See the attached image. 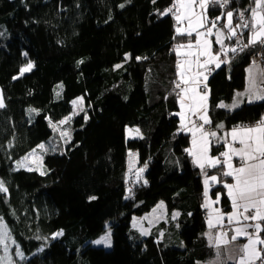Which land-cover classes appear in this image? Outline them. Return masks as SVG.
I'll return each mask as SVG.
<instances>
[{
    "label": "trees",
    "instance_id": "1",
    "mask_svg": "<svg viewBox=\"0 0 264 264\" xmlns=\"http://www.w3.org/2000/svg\"><path fill=\"white\" fill-rule=\"evenodd\" d=\"M173 4L0 0V181L7 188L0 192V218L10 233L13 264H197L214 258L205 237L202 175H217L220 182L212 185L210 196L220 195L218 205L226 213L231 203L223 183L232 179L221 176L222 165L200 171L186 151L190 135L179 127V98L172 87L178 81L175 48L194 36H178L173 16L160 14ZM252 6V0H231L227 10L234 13L233 23ZM224 11L210 5L209 20ZM237 32L246 42L248 29ZM235 40L225 44L236 46ZM258 51L259 44L228 52V62L210 75V128L249 126L264 116V101L233 111L218 106L244 89L245 69ZM29 61L34 67L20 75ZM256 65L264 75V57ZM77 97L84 110L72 120L70 140L63 143L51 126L72 112ZM127 127L137 128L139 136L127 139ZM44 143L49 147L43 175L17 169V162ZM129 151L137 153V168L148 173L126 185ZM223 151L222 144L211 143L212 156L222 160ZM159 202L170 215L179 213L170 224L177 226L181 248L166 244V234L160 236L165 223L138 242L129 239L132 218ZM107 224L111 249L93 246L91 240ZM17 245L23 259L15 255ZM4 254L0 245V257Z\"/></svg>",
    "mask_w": 264,
    "mask_h": 264
},
{
    "label": "snow or ice",
    "instance_id": "2",
    "mask_svg": "<svg viewBox=\"0 0 264 264\" xmlns=\"http://www.w3.org/2000/svg\"><path fill=\"white\" fill-rule=\"evenodd\" d=\"M231 0H174L172 7L167 8L161 15L171 14L176 22V34L178 36L193 37L194 42L189 41L187 44L180 43L176 48V55L186 57L184 60L177 62V77L178 81L174 82L175 88L180 89L177 93L181 112L180 127L181 130H188L192 134V149H186L189 155L193 156V164L199 167L204 172L206 167L215 168L222 165L221 176L231 177L233 182H224L223 187L227 190V195L231 200L232 212L227 215V225L223 223L225 215L220 213L219 209H212L209 212L208 228L210 230V239L212 246L217 250L216 260L213 264H226V261L221 259V249L229 252V259H233L235 264H264V238H261L260 233L264 231L261 221H264V116L252 126H238L233 128L226 135L231 137V143L224 141L227 151L221 153L223 161L219 158L210 157L209 147L212 139H219L216 131L206 130L204 125L210 124L211 121L206 115L208 93L201 88V77L204 81L208 79L206 73L212 71L210 65H215L216 68L221 66V63H227V53H237L238 49L243 50L252 47L256 44L264 46V0H252L253 6L239 12L240 22L233 23L234 13L228 9ZM210 5L218 6L225 9L220 16L215 20H209L207 9ZM123 7V5H121ZM199 10V11H197ZM250 13L246 16L245 13ZM222 18H226V22L218 23ZM187 22L186 27H182L184 22ZM215 29V31H214ZM238 29H248V34L238 33ZM226 30V31H225ZM215 37L212 41L209 37ZM236 37V46H228L225 40H232ZM213 44L219 45V50L213 49ZM183 50V51H182ZM222 57H225L222 59ZM203 58V59H202ZM127 59V57H126ZM139 59V58H138ZM79 63H82L80 61ZM34 67L29 61L26 66L21 67L19 72L23 75L29 72ZM120 67V65H117ZM195 67L196 71H193ZM250 85L245 94H238V97L233 100L231 105L220 104L219 107H225L229 110L239 106V96L247 95L248 102L252 103L256 100L264 101V89L257 88L255 78L251 76ZM18 77H14L16 79ZM184 85V87H181ZM59 87V86H58ZM207 88V84L203 85ZM59 95V92L57 93ZM74 106H80L79 111H83L82 98L72 101ZM4 107L2 97H0V108ZM35 111L29 109V112ZM191 116H197L202 120V124H197L191 121ZM71 117H66L59 122L63 125ZM87 116H85V120ZM51 123V122H50ZM190 124V126H189ZM55 129L57 125H52ZM217 128L223 129V125H216ZM137 135L139 130L134 129ZM61 138L67 137L65 143L70 140V136L66 131L60 132ZM239 144V147H234ZM41 152L45 151V145L38 146ZM35 151L29 156H34ZM233 157H237L240 161L238 166L233 164ZM29 159L28 156L17 162V169L25 167V162ZM40 159V157H37ZM27 170L31 171L32 168ZM144 171L139 169V173ZM44 172L41 171V175ZM204 192L205 208L210 207L208 201L209 187L211 184L218 183L217 175L210 177L204 172ZM0 192H7L3 181H0ZM90 200L96 197H90ZM220 201V195L217 194L216 202ZM159 207H163L161 204ZM213 214H215L213 216ZM179 213H175V219ZM235 225V227H230ZM227 229V230H226ZM252 229V231H249ZM58 232L55 235H62ZM142 235L146 234L142 231ZM240 238H245L246 243L237 245L229 249V245H234ZM11 239L7 226L3 219L0 218V245L3 246L4 255L0 257V264H13L8 257V241ZM99 245L104 244L110 246L108 235L102 236L100 239L93 241ZM15 255L23 259V253L19 246H16Z\"/></svg>",
    "mask_w": 264,
    "mask_h": 264
},
{
    "label": "rangeland",
    "instance_id": "3",
    "mask_svg": "<svg viewBox=\"0 0 264 264\" xmlns=\"http://www.w3.org/2000/svg\"><path fill=\"white\" fill-rule=\"evenodd\" d=\"M197 11H199V10H197ZM185 22L182 25V27H186L187 24H185ZM209 39L213 41V37H209ZM189 41L194 42V40H188V41H184L183 43L187 44ZM177 46H176V48H177ZM179 58H180V60L186 59V57H184L183 55H181ZM223 65H225V63H221V66L219 68H221ZM213 66H214V69H212V65H210L212 71L210 73H206V75H208V79H209L210 75L215 70L219 69V68H216L214 64H213ZM193 70H194V67H193ZM208 79L206 81H204L203 78L201 77V86H203L204 84H207ZM260 89H264V88L260 87ZM203 91H206L208 93L207 88L205 90H203ZM78 98H82V97H77L74 100H77ZM79 107L80 106H74L73 103H72V112L69 115L66 116V117H71V119L67 120V122L65 124H63V125L57 124V127L55 129L53 128V126H51L52 129H53V132L56 134V138L58 137V140L62 141L63 143L65 142L67 137L62 139L61 136H60V132L61 131H66L69 134V128L71 126L72 120L82 112V111H79ZM82 107L84 109L83 100H82ZM66 117H64L62 120H64ZM179 119H180V117H179ZM180 123L181 122H179V127H180ZM134 129H137V128H129V127H127L125 129V136H126L127 139H133V138H137L139 136L134 131H132ZM180 129H181V127H180ZM216 142H217L216 139H212L211 140V143H213V144H217ZM49 143L52 144L51 141H49ZM211 143H210V147H211ZM43 145H45V151L41 152L39 147L37 149H35L34 150L35 151V155L34 156H29L28 155L29 159L25 162L26 166L22 167L23 169L27 170L30 167V168H32L33 170H36L39 173H41V171L44 172L43 160H44V156L46 155V154L44 155V153L46 152V150H48L49 146H46L47 143H44ZM210 147H209L208 155L210 157L217 158V157L212 156L210 154ZM192 148H193V144H192V137H191L188 149H192ZM31 153H33V152H31ZM37 157H40V159H37ZM189 157H190L191 161L193 162V156L190 155ZM136 160H137V153L129 151L128 152V169H127L126 173H130L132 168L136 169L135 168L136 167L135 166L136 165ZM207 168H212V167H207ZM199 170L202 171L200 168H199ZM152 174L153 173H151V175ZM204 179H205V175H202L203 185H204ZM210 189H211V182H210V187H209V196L207 198L209 203H210V207L206 208L207 212H210L212 209H215L214 204L217 203L216 200H213L211 198ZM161 204H163V202L157 203L156 206H154L149 212L143 214L142 216H134L132 218V221H131V230H132V232L129 234V239L134 241V242H138V241L141 240V238H144V237L148 236L149 233L151 232V230L154 229L155 227H157V225H159L160 223H165L166 227L160 233V236L163 235V234H166V237L168 238V241H169L166 244H169L170 246H175V247L181 248L183 246V244H182L181 240L179 238H177V236H176V234H177V226L173 225V224H170L171 221H176L177 220L178 216H176L175 219H174L173 215L175 213H178V212L174 211L170 215L167 212L166 207H165L164 204H163V207H159ZM204 204H205V200H204ZM231 212H232V210L230 211V213ZM223 223L225 225H227L226 221H223ZM260 223L262 224V227H264V224L262 223V221ZM230 227H235V225H232ZM250 230H252V229H249V231ZM142 231L145 232L146 234L142 235L141 234ZM209 233H210V230H209V228H207V230L205 232V236L208 238L210 245H212ZM105 235L109 236L110 246L106 247L104 244L97 245V244L93 243V241H95L97 239H100L102 236H105ZM260 236H261V238H264V234L260 233ZM246 242L247 241H246L245 238H240L238 241L235 242L234 245H229V249H231L232 247H235L237 245H242V244H244ZM91 243H92L93 246H96V247H101V248H104V249H107V250L111 249L112 240H111V230L109 228V224L106 225L105 231L99 237H97L96 239L91 240ZM220 251H221V259L223 261H226V264H235V261L233 259H229V252L228 251H226L223 248ZM214 252H215V255H214L213 259L208 260L206 262H198L197 264H213V262L217 258L216 257L217 250L215 248H214ZM258 262L259 261H257V263Z\"/></svg>",
    "mask_w": 264,
    "mask_h": 264
},
{
    "label": "crops",
    "instance_id": "4",
    "mask_svg": "<svg viewBox=\"0 0 264 264\" xmlns=\"http://www.w3.org/2000/svg\"><path fill=\"white\" fill-rule=\"evenodd\" d=\"M185 24H187L186 22H185ZM187 26V25H186ZM176 27H177V25H176ZM215 30V29H214ZM215 40V37L213 36V41ZM214 45L216 46V49L214 48ZM213 49L214 50H219V45H216V44H213ZM175 54H176V48H175ZM177 56V55H176ZM177 58H178V60H180V58L177 56ZM212 69H214V66L212 65ZM249 69H251V76L252 77H254L255 78V83H256V86H257V88H264V86L262 85V83H263V72H262V69H261V67L259 66V65H256V64H250V65H248V67H246V69H245V86H244V89L243 90H240V91H237L235 94H234V96H233V98H232V100L229 102V103H223L224 105H231L232 103H233V100L234 99H236L237 97H238V94H245L246 92H247V90H248V88H249V85H250V72H249ZM194 72L196 71V69H195V67H194V70H193ZM181 87H184V85H181ZM239 106L238 107H235V108H233V109H231V110H229L228 108H225V107H222L223 109H225V110H228V111H233V110H235V109H237V108H239L242 104H244V103H249L248 102V96L247 95H240L239 96ZM257 101H262V100H256V101H254V102H257ZM178 107H179V112L178 113H180L181 112V109H180V105H179V100H178ZM206 115H207V113H206ZM178 117H180V116H178ZM207 117H208V115H207ZM208 119H209V117H208ZM191 121H195L197 124H202L203 123V121L202 120H199L198 118H197V116H191ZM179 122H180V119H179ZM256 124V123H255ZM255 124H253V125H255ZM189 126H190V124H189ZM249 126H252V125H249ZM204 127H205V129L206 130H210V131H216V133H217V137L219 138V139H216V143L217 144H222L223 145V147H224V151H227V147L225 146V143H224V141L225 140H227L229 143H231L232 141H231V137L230 136H228V135H226L227 133H229V132H231V130L233 129V128H231V129H228V130H225L224 128L223 129H219V128H214V129H212V128H210L209 127V124H207V125H204ZM236 128V127H235ZM182 132H184V133H187V134H189L190 135V140H191V137H192V134H191V132L190 131H188V130H181ZM216 144V145H217ZM234 147H239V144H235L234 145ZM223 151V152H224ZM187 153H188V155H189V152L187 151ZM190 156V155H189ZM218 158V157H217ZM223 156H222V160L221 161H223ZM233 164L235 165V166H238L239 165V163H240V161H239V159L237 158V157H233ZM136 167L135 168H137V166H138V161L136 160V165H135ZM196 166V165H195ZM197 167V166H196ZM198 168V167H197ZM127 169H128V161H127ZM134 168H132L131 170H133ZM199 169V168H198ZM205 169H210V168H205ZM128 173H126V175H127ZM231 178V177H230ZM232 179V178H231ZM231 182H233L232 180H231ZM212 185H214V184H211V187H212ZM226 195H227V190H226ZM228 196V195H227ZM229 198V197H228ZM213 200H216V198L215 199H213ZM229 200H230V198H229ZM230 203H231V200H230ZM214 207H215V209H219V211H220V213H222V214H224L225 215V220L224 221H226L227 222V215L230 213V212H223L221 209H220V207H219V205H218V203H215L214 204ZM231 210H232V204H231ZM206 212H207V210H206ZM215 214H213V216H214ZM208 218H209V212H207V220H206V224H207V228H208ZM262 223L264 224V221H262ZM227 230V229H226ZM250 231H252V230H250ZM262 234V233H261ZM264 234V233H263ZM206 237V236H205ZM206 240H207V242L209 243V240H208V238L206 237ZM210 244V243H209ZM212 246V245H211Z\"/></svg>",
    "mask_w": 264,
    "mask_h": 264
},
{
    "label": "built area",
    "instance_id": "5",
    "mask_svg": "<svg viewBox=\"0 0 264 264\" xmlns=\"http://www.w3.org/2000/svg\"><path fill=\"white\" fill-rule=\"evenodd\" d=\"M173 6V5H172ZM171 6V7H172ZM259 47H260V51H258V53H254V54H252L251 55V57H250V60H251V63H254V64H261L262 63V59H263V57H264V46H261L260 44H259ZM225 57H222V59H224ZM177 81V80H176ZM175 81V82H176ZM262 85L264 86V75H263V83H262ZM202 88V87H201ZM172 89L176 92V96H177V98H178V95H177V93H179L180 91V89H176L175 88V84L173 83V87H172ZM144 169V171L142 172L143 174L144 173H148V171H147V169H145V168H143ZM139 172V169L138 168H136V169H133V170H131L130 171V173H128L127 175H126V185H131V183H132V181L134 180V178L135 177H137V173ZM142 173H139V175L140 174H142Z\"/></svg>",
    "mask_w": 264,
    "mask_h": 264
},
{
    "label": "water",
    "instance_id": "6",
    "mask_svg": "<svg viewBox=\"0 0 264 264\" xmlns=\"http://www.w3.org/2000/svg\"><path fill=\"white\" fill-rule=\"evenodd\" d=\"M0 97H1V92H0Z\"/></svg>",
    "mask_w": 264,
    "mask_h": 264
}]
</instances>
